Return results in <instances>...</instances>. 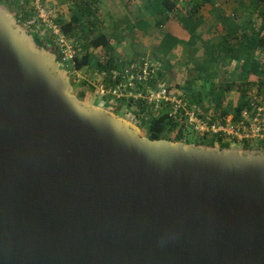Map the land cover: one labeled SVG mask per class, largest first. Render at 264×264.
I'll list each match as a JSON object with an SVG mask.
<instances>
[{"label": "water", "instance_id": "95a60500", "mask_svg": "<svg viewBox=\"0 0 264 264\" xmlns=\"http://www.w3.org/2000/svg\"><path fill=\"white\" fill-rule=\"evenodd\" d=\"M59 69L0 6V264H264V152L142 137Z\"/></svg>", "mask_w": 264, "mask_h": 264}, {"label": "trees", "instance_id": "16d2710c", "mask_svg": "<svg viewBox=\"0 0 264 264\" xmlns=\"http://www.w3.org/2000/svg\"><path fill=\"white\" fill-rule=\"evenodd\" d=\"M125 1H127L128 4L131 2V0ZM141 1L145 4L146 10L151 13V17L155 18V20H164L168 22L167 25H169V18H176V21L184 27V32H190L192 35V38L186 42L188 45H194L196 41L205 45L203 54L204 63L206 64L204 66H213V68L218 67V69H220L234 62H240L237 63V66L239 67L240 65L243 72H238L239 80L241 81L239 83L219 85L211 83L209 92L205 94L192 91V81L187 80L185 82L183 91L189 95L186 98L192 104L202 109L201 117L203 119L208 118L210 122H214L229 116V110L224 103L231 92L236 93V98L234 100L235 105L230 115L232 120H236L241 112L246 107H249L250 103L253 101L251 98L252 95L257 97V100L264 99V0H242L239 3V7L232 14V17H225V14L220 15V6L227 3V0ZM30 2L31 0H21V2L17 1L15 3H10V1L7 0H0V6L6 8L15 21L22 27L35 16L33 7L32 12L25 10V7H29L28 5ZM69 11L70 19L68 22L57 13L52 18V21L59 27L58 29L61 35L66 38L76 51V56L73 60V69L75 72L79 73L83 69L89 67L92 62V50L103 49L111 51L114 49V45L120 42L122 38L104 32L93 37L86 36L87 34H94L93 29L95 25L92 23L93 21H97L93 11H91V4L81 2L72 10L69 9ZM181 14L185 16L181 17ZM211 14L216 15V23L214 26L205 27V23L208 21ZM239 19L241 20V25L238 24ZM235 21H237V23H235ZM85 27L88 28L89 33H86ZM83 31H85L84 37L86 38L84 43L79 39V32ZM28 33L38 47L48 50L55 56L58 63H60L58 48L52 42L51 36L48 35V37L45 33H43L44 35L42 36L34 34L33 32ZM205 34L211 39L205 41L203 39V35ZM169 35L168 33H162V40H160L158 46V48L164 49V56H166L174 46L171 41L172 39L174 40V38L169 39ZM134 63L135 62H127L111 55L100 65L99 69L101 72L108 75L107 86H111L122 78L124 69ZM59 65L60 72L66 73L64 67L61 64ZM186 70L188 69H185V71ZM85 86L86 84H81L76 94H74L80 101H84L85 99V92L83 91V87ZM86 87H88V85ZM175 88L178 89L177 86L173 89ZM173 89L169 87L171 92L174 91ZM73 93H75V91ZM208 97L212 98L210 104H214L213 110L204 106L205 99ZM138 110L139 112L133 116L134 120H132V122L134 121V124H137L138 118L142 117L147 112V109L141 104ZM151 115L153 114L151 113ZM176 127L177 125L169 118L166 112H160L155 117L152 116L149 120L147 138L153 141L168 140L172 142H182L183 135L180 131L176 136L173 135L172 139L167 137L175 132ZM163 136L165 139H163ZM221 148H228V146H221Z\"/></svg>", "mask_w": 264, "mask_h": 264}, {"label": "rangeland", "instance_id": "374dc122", "mask_svg": "<svg viewBox=\"0 0 264 264\" xmlns=\"http://www.w3.org/2000/svg\"><path fill=\"white\" fill-rule=\"evenodd\" d=\"M7 1H10V3H15L17 1L21 2V0ZM89 1L90 0H76L75 3H72V0H44L43 5L48 9L56 10L55 12L57 14H59L63 18H66L69 17V13L67 12L68 9L72 10L76 5H79V2L88 3ZM118 1L120 2V4L114 3L112 0H106V4H94V9L91 8V11L93 10L95 19H97V21H93L92 23L95 25L93 29L94 34H87L86 36L93 37L101 32H104L115 37H121L122 39L120 42L114 45V49H112L111 51H106L103 49L92 50V62L90 63L89 67L83 69L81 72L77 73L75 77L71 78L70 84L73 92L75 91V93L73 94H76L77 89L81 84H86V86L88 85V87H83V91L85 92V103L109 111L107 109V105L105 106L104 103L101 102V100L98 98V93L96 92V89L100 84L104 83V77L102 76L103 72L100 71L99 67L111 55H113V57L123 59L127 62L132 61L135 63H148L155 78L153 80L154 86H162L166 88L171 87V89L177 86L178 89L175 88L173 90L177 92L178 95L185 98L189 96L183 91L185 82L187 80L193 82L192 91L206 94L210 90L211 82H213V80H216L214 78L223 76V73L226 72H231L233 75H235V77H237V71L243 72V69L239 64V67L237 66L236 68H234L233 64L232 66H228L225 68L221 67L220 71L212 70L211 73L207 72L208 75L205 77H203V72H201V78L199 77L196 79L195 75L196 73H199V69L197 68L204 67V65L206 64L204 63L203 54L205 47H203L199 41L196 42V45L194 44L195 50H192L194 45H188L186 43L184 44V41H189L192 38V35L190 32H184V27H182L176 21V18H169L170 24L167 25L168 22H165L164 20H155V18L151 17V13L146 10L145 4L141 6L140 2H137L136 0H132L133 3L130 2L129 4L125 1L123 2L122 0ZM227 1V3L220 6V15L225 14V17H232V14L239 7V3L242 0ZM89 4L91 3L89 2ZM28 6L29 7H25V10L32 12V3L30 2ZM139 11L143 14L141 17L137 13ZM180 16L184 17L185 15L181 14ZM240 22L241 20L239 19V25H241ZM215 23L216 15L211 14L208 18V21L205 23V27L214 26ZM235 23H237V21H235ZM85 29L86 33H89L88 28L85 27ZM84 33L85 31L79 32V39L82 41V43H84V41L86 40V38L84 37ZM162 33L170 34L169 39L174 38V40H171L174 46L164 58L162 57L164 56V49L158 48L160 40H162ZM204 38H209V36H206L205 34L203 39ZM178 44H180V46ZM174 48L175 50H173ZM166 58H168V60ZM185 69L188 70L185 71ZM233 69L235 71H233ZM230 82L228 81V83ZM105 83H107V81H105ZM235 94V92H231L224 103L226 104L225 106L229 110V115H231L233 112V107L235 105L234 100L236 98ZM211 100V97L206 98L204 106L209 107L211 110H213L214 104H210ZM110 107H112V111H110V113L117 117L125 119L131 122L132 124H134V121L132 122V120H134L133 116H135L139 112V110L135 106H133L131 109V111L133 112H127L128 108L125 109V107H122L120 105ZM148 116V118H144L143 116L138 118L137 124H134L140 129V135L142 137H147L149 120L152 118V116L155 117L156 115L148 114ZM173 135L176 136L177 133H171L167 137L169 139H172ZM183 137L184 138L182 140H185V144H204L206 146H209V144H211L209 141H200L189 130L185 132V136ZM163 139H165L164 136ZM233 148L242 150L243 146L238 144L235 145Z\"/></svg>", "mask_w": 264, "mask_h": 264}, {"label": "built area", "instance_id": "2783aa9c", "mask_svg": "<svg viewBox=\"0 0 264 264\" xmlns=\"http://www.w3.org/2000/svg\"><path fill=\"white\" fill-rule=\"evenodd\" d=\"M43 1L31 0L35 16L22 28L40 36L43 33L51 36L58 48L59 64L64 67L71 80L77 74L73 69L76 51L52 21L56 10L44 7ZM102 76L105 77L104 74ZM107 79L97 87L96 92L109 112L112 111L110 106L116 105L128 108L127 112H133L132 107L139 109L141 104L147 109L144 118H148L151 113L157 115L166 112L177 125L175 133L180 131L185 136V132L189 130L200 141H209L211 147L228 146L235 149L233 147L240 144L243 146L242 150L264 152V99L257 100L252 95V103L236 120H232L229 115L210 122L208 118L201 117L202 109L185 97L175 91L171 92L169 88L154 86L155 78L148 63H135L126 67L122 78L111 86H107ZM184 141L182 142L185 143Z\"/></svg>", "mask_w": 264, "mask_h": 264}, {"label": "crops", "instance_id": "0c3cea01", "mask_svg": "<svg viewBox=\"0 0 264 264\" xmlns=\"http://www.w3.org/2000/svg\"><path fill=\"white\" fill-rule=\"evenodd\" d=\"M66 1H68V0H66ZM76 0H72V3H74ZM114 3H119L120 4V2L118 1V0H112ZM125 1V0H124ZM123 1V2H124ZM137 2H140V4H141V6L143 5V2L141 1V0H136ZM90 3H91V8L92 9H94V4H98V3H104V4H106V0H90L89 1ZM88 2V3H89ZM125 2H127V1H125ZM81 2H79V4H80ZM83 3H85V2H83ZM131 3H133L132 2V0H131ZM68 4V3H67ZM93 11V10H92ZM68 13L70 12L69 11V9H68V11H67ZM138 13V15L141 17L143 14L139 11V12H137ZM62 17V16H61ZM63 18V17H62ZM65 21H69V19H70V13H69V17H64L63 18ZM168 33H170V32H168ZM209 33V32H208ZM203 36H205V35H203ZM208 39H211V38H204V40L206 41H208ZM187 41H184V44L186 43ZM196 42H198V41H196ZM196 42H195V45H196ZM213 42H214V40H213ZM187 44V43H186ZM202 44V43H201ZM179 46H180V44H178ZM177 45V46H178ZM195 45L193 46V48H192V50L195 48ZM203 47L205 46V45H202ZM191 49V48H190ZM173 50H175V48L173 49ZM195 50V49H194ZM193 52H195V51H193ZM163 58L165 57V56H162ZM167 60H168V58H166ZM237 63H240L239 61H237V62H234L233 64H234V68L237 66ZM189 64H192V63H189ZM233 64H231V65H228V66H232ZM227 66V67H228ZM226 67V66H225ZM224 67V68H225ZM197 69H199V73H196V79L197 78H201V76H200V73L201 72H203V77H205V76H207L208 74H207V72H210L211 73V71L212 70H214V71H217V70H219L220 71V69H218V67H214L213 68V66H208V67H206V66H204V67H200V68H197ZM233 71H235L234 69H233ZM236 73H238V71L236 72ZM103 74V73H102ZM105 75V74H104ZM210 75V74H209ZM231 76V77H230ZM232 76H234V77H232ZM107 77H108V75H106L105 77H104V79H107ZM202 77V78H203ZM220 77V78H219ZM218 78L216 77V78H214V79H216V80H213V82H211L212 84H214V85H219V84H226V83H228V81L230 82V83H239V82H241L240 80H239V73H238V75H237V77H235V75H233L231 72H229V73H223V76H219ZM109 78V77H108ZM207 78V77H206ZM103 79V80H104ZM195 79V80H196ZM210 79H211V77H210ZM213 79V78H212ZM107 81V80H106ZM99 98V97H98ZM100 99V98H99ZM82 102H85V101H82Z\"/></svg>", "mask_w": 264, "mask_h": 264}, {"label": "bare ground", "instance_id": "6f19581e", "mask_svg": "<svg viewBox=\"0 0 264 264\" xmlns=\"http://www.w3.org/2000/svg\"><path fill=\"white\" fill-rule=\"evenodd\" d=\"M59 28V27H58Z\"/></svg>", "mask_w": 264, "mask_h": 264}, {"label": "clouds", "instance_id": "9594fccd", "mask_svg": "<svg viewBox=\"0 0 264 264\" xmlns=\"http://www.w3.org/2000/svg\"><path fill=\"white\" fill-rule=\"evenodd\" d=\"M206 146V145H205Z\"/></svg>", "mask_w": 264, "mask_h": 264}]
</instances>
